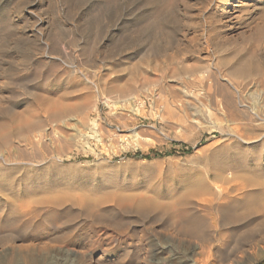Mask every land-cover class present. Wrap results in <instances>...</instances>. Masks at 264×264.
Wrapping results in <instances>:
<instances>
[{"label":"rangeland","instance_id":"1","mask_svg":"<svg viewBox=\"0 0 264 264\" xmlns=\"http://www.w3.org/2000/svg\"><path fill=\"white\" fill-rule=\"evenodd\" d=\"M262 27L264 0H0V264L184 260L161 209L256 137L222 103L221 130L196 120L171 79L263 63ZM255 215L218 218L197 264H264Z\"/></svg>","mask_w":264,"mask_h":264},{"label":"bare ground","instance_id":"2","mask_svg":"<svg viewBox=\"0 0 264 264\" xmlns=\"http://www.w3.org/2000/svg\"><path fill=\"white\" fill-rule=\"evenodd\" d=\"M254 39H257L258 42L264 41V27L256 29ZM219 50L222 52L224 49L221 48ZM210 68L207 69L208 74L202 71L203 69L200 70L201 68H198V72L180 74L178 77L172 78V81L177 82L176 87L181 93L180 98L175 102L182 101L183 105H189L195 119L199 121L205 119L207 124L214 120L212 117L214 114H210L209 103H222L226 112L222 109V113L220 111L219 113L222 116L224 115V117L227 115L248 121V130L250 134L256 137V140L246 143L250 147V151L247 150L250 153L249 157L245 154L247 151L244 150V152L241 151L236 154L237 156L235 157L237 158L234 157L236 161H233L234 159L232 160L228 155L226 159H221L222 157L209 159L208 157V162L212 160L210 164L213 165V168L207 170L202 176L200 175L192 187L184 191L177 204L180 207L176 208L170 202L169 204L174 209L172 210L168 207V209H161V211L156 205V201L147 206L149 211L159 209L161 213L167 214L168 218L163 224L164 227L170 228L173 234L187 239L185 241L182 239L172 241V244L165 247L168 250L170 246H173L174 250H183L184 260L180 258L177 264L198 263L195 256L197 254L202 255L214 241L215 235L212 227H216L218 218L223 225H227L244 222L250 217L252 218L253 215L260 214L256 225L264 233V80L260 83L254 82L255 76L264 75V62L261 63L260 59L251 54L233 64L226 71L227 74L223 73L218 67L213 66V69ZM191 70L192 68L189 71ZM171 87L169 85L166 88L170 89ZM252 88H254L252 92L250 90L244 94L245 90ZM123 90L124 92L125 90L129 92L126 87ZM123 90H121V94ZM130 94L123 93L115 100L124 105L128 100L135 98L129 97L131 96ZM216 119L211 122L213 123L211 126L221 130L224 118ZM134 132L136 136L143 138L138 132ZM227 136L229 137V135ZM193 198L198 199V203ZM86 210L88 211L89 209ZM251 223L252 221H248L240 227L242 232L249 231ZM156 260L161 264H171L170 258H159Z\"/></svg>","mask_w":264,"mask_h":264}]
</instances>
